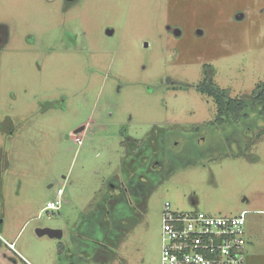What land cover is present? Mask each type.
<instances>
[{
    "label": "rangeland",
    "instance_id": "374dc122",
    "mask_svg": "<svg viewBox=\"0 0 264 264\" xmlns=\"http://www.w3.org/2000/svg\"><path fill=\"white\" fill-rule=\"evenodd\" d=\"M208 76L264 83V0H0V264H161L165 203L248 211L264 264V112Z\"/></svg>",
    "mask_w": 264,
    "mask_h": 264
},
{
    "label": "built area",
    "instance_id": "2783aa9c",
    "mask_svg": "<svg viewBox=\"0 0 264 264\" xmlns=\"http://www.w3.org/2000/svg\"><path fill=\"white\" fill-rule=\"evenodd\" d=\"M79 144V137H75ZM62 189L56 200L43 211L59 210ZM248 211L235 216H214L198 210L174 212L165 203L162 211L161 264H245L248 241L245 218ZM10 248L14 244H9Z\"/></svg>",
    "mask_w": 264,
    "mask_h": 264
},
{
    "label": "trees",
    "instance_id": "16d2710c",
    "mask_svg": "<svg viewBox=\"0 0 264 264\" xmlns=\"http://www.w3.org/2000/svg\"><path fill=\"white\" fill-rule=\"evenodd\" d=\"M201 94L211 97L217 107V117L231 115L233 119H238L248 108L261 107L264 112V83L259 84L253 96H246L241 99H231L226 90H220L212 80V76L204 79L203 84L196 87Z\"/></svg>",
    "mask_w": 264,
    "mask_h": 264
},
{
    "label": "water",
    "instance_id": "95a60500",
    "mask_svg": "<svg viewBox=\"0 0 264 264\" xmlns=\"http://www.w3.org/2000/svg\"><path fill=\"white\" fill-rule=\"evenodd\" d=\"M79 131H81V129L77 130L75 133H78ZM35 232H36V235L39 237L47 236L51 239L53 238L62 239L63 237L62 231L60 229L37 228Z\"/></svg>",
    "mask_w": 264,
    "mask_h": 264
},
{
    "label": "flooded vegetation",
    "instance_id": "af4514ba",
    "mask_svg": "<svg viewBox=\"0 0 264 264\" xmlns=\"http://www.w3.org/2000/svg\"><path fill=\"white\" fill-rule=\"evenodd\" d=\"M78 2V0H65V6L67 7V8H69L70 6H72V5H74V4H76ZM198 86V85H197ZM196 86V87H197ZM195 90H196V88H195ZM197 91V90H196ZM217 116V115H216ZM225 118V117H227V116H222L221 118H220V120L222 121L223 119L222 118Z\"/></svg>",
    "mask_w": 264,
    "mask_h": 264
},
{
    "label": "crops",
    "instance_id": "0c3cea01",
    "mask_svg": "<svg viewBox=\"0 0 264 264\" xmlns=\"http://www.w3.org/2000/svg\"><path fill=\"white\" fill-rule=\"evenodd\" d=\"M82 129V128H81ZM13 244V243H12Z\"/></svg>",
    "mask_w": 264,
    "mask_h": 264
}]
</instances>
